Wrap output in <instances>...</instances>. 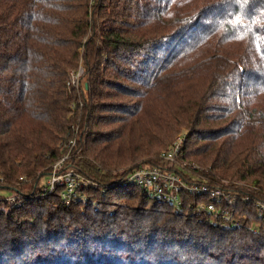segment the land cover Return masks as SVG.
I'll return each mask as SVG.
<instances>
[{
    "label": "trees",
    "instance_id": "trees-1",
    "mask_svg": "<svg viewBox=\"0 0 264 264\" xmlns=\"http://www.w3.org/2000/svg\"><path fill=\"white\" fill-rule=\"evenodd\" d=\"M182 130L190 180L248 197L238 228L119 183L172 168ZM73 137L70 165L105 194L38 196ZM0 172L29 195L0 213V264H264V0H0Z\"/></svg>",
    "mask_w": 264,
    "mask_h": 264
},
{
    "label": "built area",
    "instance_id": "built-area-1",
    "mask_svg": "<svg viewBox=\"0 0 264 264\" xmlns=\"http://www.w3.org/2000/svg\"><path fill=\"white\" fill-rule=\"evenodd\" d=\"M83 75L84 67L81 65L76 70L69 71L66 82L67 89L78 90L81 87ZM74 107L75 105H72V108ZM74 132H77V128ZM184 139L185 136L178 137L166 151L159 155L163 163H173L174 168L142 166L128 172L119 183L134 185L143 193H146L150 199L166 203L174 209H181L184 200L191 199L190 203H192L193 209L191 212L206 214L220 227L238 228L241 225V216L244 218V215L237 217V213L235 214L233 211L238 203L247 201L248 197L237 191V188L210 185L194 177L190 180V172L178 160L181 156ZM74 147H76L75 137L70 138L62 145V157L52 164L47 180L41 187L42 196H46L53 192L56 187L62 186L64 191L61 196L64 203L75 204L83 200L78 193V189H84L92 182L80 175L70 164V169L62 167L65 161L72 159L75 155L72 150ZM191 168L194 169V166L192 165ZM0 190L15 192L13 188L8 187L1 172ZM10 196L9 198H3L0 195V204H8L9 209L22 205L20 193L15 192ZM252 198L257 216H264V194Z\"/></svg>",
    "mask_w": 264,
    "mask_h": 264
},
{
    "label": "rangeland",
    "instance_id": "rangeland-1",
    "mask_svg": "<svg viewBox=\"0 0 264 264\" xmlns=\"http://www.w3.org/2000/svg\"><path fill=\"white\" fill-rule=\"evenodd\" d=\"M81 66H82V65H81ZM185 134H186L185 131L182 130L180 133H178V134L174 137L173 143L178 139V137L185 136ZM173 143H172V144H173ZM172 144H171V145H172ZM71 160H72V159H69V160L65 161V162L63 163L62 167H66L67 169H70L69 164H71V163H70ZM172 168H174V166H173ZM122 169H124V168H123V167H120V168L117 169V170H119L118 172H122ZM46 180H47V179H45L43 182L45 183ZM90 182H92V183H94V184L90 183V184L87 185V187L84 188V190L87 191V193H88V190H91V189H97V188H98V190H101V192H100V193H102L101 195H104V194H105L104 187H106V186L102 185L101 183H96V182H93V181H90ZM23 183H25V181H24ZM116 184H117V183L114 182V183H113V186L115 187ZM107 187H108V184H107ZM80 189H81V188H80ZM15 192L20 193V192H18V191H16V190H15ZM15 192H14V191H11V190H0V195H1L3 198H9V197H11L10 195H11V194H15ZM22 192H23V190H22ZM79 194H80V193H79ZM38 196H42V195H41V190H40ZM84 196H85V197H84ZM84 196L81 195V197L83 198V200H82L83 204L86 203V195H84ZM89 197H90V196H89ZM28 198H29V195H28V194L20 193V201H22V205L25 203V201H26ZM77 203H78V202H77ZM77 203H75V204H77ZM22 205H21L20 207H22ZM6 207H7V208H6ZM20 207H15V208L9 209L8 204H0V213H6L7 211H12V210H15V209L20 208ZM5 208H6V209H5ZM248 216H249V215H244V218L247 220V219H248ZM244 218L241 217V219H244ZM210 219H211V221L213 220L211 217H210ZM213 223H215V222L213 221Z\"/></svg>",
    "mask_w": 264,
    "mask_h": 264
},
{
    "label": "water",
    "instance_id": "water-1",
    "mask_svg": "<svg viewBox=\"0 0 264 264\" xmlns=\"http://www.w3.org/2000/svg\"><path fill=\"white\" fill-rule=\"evenodd\" d=\"M87 87V85H86V83H84V88H86Z\"/></svg>",
    "mask_w": 264,
    "mask_h": 264
}]
</instances>
